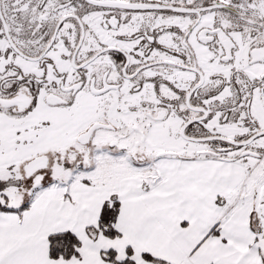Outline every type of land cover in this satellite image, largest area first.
Returning a JSON list of instances; mask_svg holds the SVG:
<instances>
[{
  "label": "snow or ice",
  "instance_id": "obj_1",
  "mask_svg": "<svg viewBox=\"0 0 264 264\" xmlns=\"http://www.w3.org/2000/svg\"><path fill=\"white\" fill-rule=\"evenodd\" d=\"M0 264H264V0H0Z\"/></svg>",
  "mask_w": 264,
  "mask_h": 264
}]
</instances>
